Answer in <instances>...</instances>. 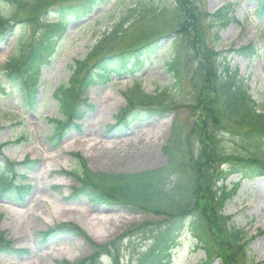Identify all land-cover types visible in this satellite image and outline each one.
Listing matches in <instances>:
<instances>
[{
    "label": "rangeland",
    "instance_id": "1",
    "mask_svg": "<svg viewBox=\"0 0 264 264\" xmlns=\"http://www.w3.org/2000/svg\"><path fill=\"white\" fill-rule=\"evenodd\" d=\"M51 1L31 0L33 8L40 9L20 14L21 19L29 20L32 30L23 42L25 48L41 24L43 8ZM139 2L109 0L84 19L68 22L51 60L39 71L33 108L18 89L0 98V174L10 165L14 180L27 186L23 197L10 194L6 199L0 195V234L4 241L0 264H137L158 249L148 238L164 224L163 214L182 207L190 192L191 180L185 168L176 179L158 177L168 168L162 152L165 145L199 152L203 146L199 138L211 136L214 142H209L210 146L223 150L228 160L235 158L229 157L231 154H248L237 143L245 129L230 125L219 115L217 124L207 117L205 123L203 105L196 100L210 76L225 66L232 77L248 83L252 98L264 106V16L252 0L195 1L208 16L223 6L228 9L229 20L222 23L224 27L209 24L206 18L201 22L205 27L199 45L210 50L202 57H197L190 46V31L181 28L180 32H170L177 24L171 13L157 15L151 22L126 25L119 48L157 39L156 53L137 64L133 75H108L106 81L100 80L81 93L75 104L77 112L63 133L52 122L64 118L55 95L71 83L74 63L83 61L101 35L122 16L131 21L135 13L128 16L127 11L136 9ZM0 14L5 18L11 14L4 0H0ZM21 32L16 29L0 39V79L10 57L20 53ZM247 46L255 48L258 55L247 58L234 53ZM170 61L179 67V93L167 70ZM132 80L139 81L148 95L166 90L173 102L162 113L123 129L115 123L125 107L124 94L132 87ZM207 104L211 111L217 110L216 100ZM75 155L82 160L94 184L92 189L111 194L121 203L92 200L87 191L76 194L81 183L72 175L78 162ZM26 160L34 162L30 169L22 166ZM141 176L144 181H139ZM224 186L229 197L220 213L212 209L199 223L208 234L211 255L216 256L210 264H235L228 249L227 227L242 231L244 240L249 241L243 264H264V177L242 179L234 175ZM61 227L76 229L83 237L66 229L60 231ZM45 233L50 234L43 239ZM195 245L184 236L171 263L201 264L207 252L194 249Z\"/></svg>",
    "mask_w": 264,
    "mask_h": 264
},
{
    "label": "trees",
    "instance_id": "2",
    "mask_svg": "<svg viewBox=\"0 0 264 264\" xmlns=\"http://www.w3.org/2000/svg\"><path fill=\"white\" fill-rule=\"evenodd\" d=\"M4 1L11 7V14L8 16L9 18L0 14V39L16 29H20L22 32L20 40H18L20 53L10 57L5 64V70L2 73L4 78L0 79V98L12 95L11 91L18 89L22 93L24 102L28 107L33 108V94L40 68L51 60L58 43L61 41L60 33L65 31L68 22L86 17L93 8L103 6L109 0H52L48 7L43 8L41 24L33 32L27 48L23 46L25 45L23 42L28 37V32H32V30L29 20L21 19L20 14L22 12L33 14L35 10L40 8H38L39 6L33 8L31 0ZM138 1H140L139 4L134 7L136 9L127 11L128 16L135 13L134 18L132 17L133 19L130 21L127 16H122L113 23L101 35L86 58L74 63L71 83L67 87L60 88L56 93L55 99L61 106V113L64 114V118L61 121L54 119L52 122L57 125L62 133L67 129L77 112L75 111V104L79 101L81 93H85L88 87L97 84L100 80H106L109 73L118 76L133 75L137 64L144 63V58L150 60L153 53L158 50L157 42H155L157 39L152 41L153 43L143 44L142 42L137 47L119 48L122 43L121 37L124 36L123 34L127 29L126 25L151 22L157 15L171 13L172 16H175L176 22L174 21V23L177 24H175V28H171L170 32L172 34L177 31L180 32L181 28L183 31H190V46L197 57H202L203 53L210 52L209 49L205 48L206 46L201 47L199 45L203 41V31H201L205 27L201 23L203 19L206 18L209 24H219L221 27H224L223 22L229 20L227 6H223L213 15L208 16L205 15V12L201 13L196 6V0ZM252 1L256 2L257 12L260 16H264V0ZM187 34L189 33L187 32ZM195 35L196 40L193 39ZM164 37L162 36V38ZM21 51L24 52L21 53ZM234 53L247 56V58L258 55L257 50L251 46L241 48ZM173 62L170 61L167 64V70L172 75L171 80L174 89L179 93V67L176 66V61ZM233 77L225 66H222L219 74L214 73L206 85H202H205L204 89L196 102L200 106L203 105L205 123L210 118L215 120L217 124L216 118L219 115L223 121L230 125L244 128L245 132L241 133V137H238L237 143L243 145L248 154H231L229 157L235 158L228 160L223 150L215 151L213 145L210 146V143L213 144L212 142H214L211 136L199 138V142L203 144L199 152H193L192 149L185 151L180 149V146L179 149L175 147L173 149L170 145H165L162 152L168 159L166 164L168 168H164L165 172L160 171L161 174L158 177L168 175L176 179L179 172L185 168L189 174L188 178L191 180L190 192L187 201L181 203L182 207L177 210H167L163 214L164 224L156 225L157 230L154 236L148 238L152 247L156 246L158 249L151 252L150 255L148 254L143 261L137 264H169V251L176 248L184 236H189L194 240L197 243V249L207 252V259L201 264H210L216 256L211 255L212 246L208 244V234L199 223L204 219V215L209 214L212 209L218 213L222 210L229 197V192L224 186L229 177L236 174L244 179L264 177V106H260L252 98L249 85L245 80ZM124 95L125 107L115 123L123 129H128L132 123L142 121L145 117L162 113L173 102L166 90L156 94H145L139 81L136 80H132V87ZM214 100L217 101V110H212V112L208 108L207 102L212 103ZM206 117L207 120H205ZM204 125L202 123V127ZM250 141H252L251 144H249ZM75 157L78 162L72 175L81 183V189L77 190L76 194L87 191L92 194L89 196L92 200L114 204L121 203L111 194L100 191L97 193L92 189L94 184H91L92 181L85 171L82 160L78 155ZM32 165L34 162L29 160L22 164L28 169ZM8 168L10 169L0 174V195L6 199L9 198L10 194L23 197L27 192V186L20 180H14V170L10 165ZM143 173V175H147L146 173L149 172ZM138 179L144 181L145 177L141 176ZM63 229L73 231L75 235L83 237L82 233L76 229L61 227L59 230L62 231ZM49 234H43L42 238L46 239ZM226 236L229 240L228 249L232 254L234 263L243 264L244 260L246 261L245 255L249 241L244 240L242 231L230 227H227ZM140 238L143 237L140 236ZM3 244V236L0 234V248L4 247Z\"/></svg>",
    "mask_w": 264,
    "mask_h": 264
}]
</instances>
